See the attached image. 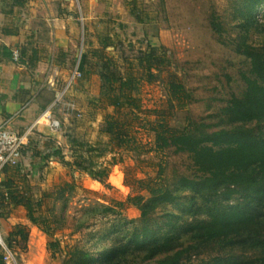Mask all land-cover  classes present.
Instances as JSON below:
<instances>
[{
	"label": "rangeland",
	"instance_id": "1",
	"mask_svg": "<svg viewBox=\"0 0 264 264\" xmlns=\"http://www.w3.org/2000/svg\"><path fill=\"white\" fill-rule=\"evenodd\" d=\"M73 2L79 19V35L74 52L64 60L65 77L56 81L57 87L61 88L59 93L63 92V95L55 98V104L48 105L53 117L60 121L58 132L62 137L51 140L32 135L34 140H28L27 149L22 151L23 166L9 172L19 185L24 177L36 195L54 194L60 189L64 192L61 198H43L40 210L51 219L50 236L29 222L24 207H0L2 238L7 241L9 232L18 224L28 231L27 241H11L9 264H155L166 254L173 253L174 250L155 254L151 248H124L125 238L143 227L157 230L152 248L169 238L178 244L176 248L189 247L188 256L195 264L227 261L264 264V249L252 247L246 241L237 244L206 242L184 231L190 224L205 221L211 205L198 198L191 203L190 193L177 188L181 176L192 178L197 175L188 154L175 153L172 148L144 154L128 152L115 147L102 131L108 115L121 121L129 119L133 134L149 149L154 143L150 124L158 115L179 130L201 123L209 126L204 130L240 126L218 127L216 123L231 96L242 94L243 76L249 74V59L236 51V44L245 42L264 48V2L250 16L245 0H118L115 5L108 3L100 9L88 8L92 18L84 22V26L77 0ZM212 20L220 23L221 33L212 29ZM105 39L109 45L103 48L104 54L123 75L130 72L134 77L135 92L140 100V110L135 111L136 120H132L131 115L124 117L122 112L115 113L105 101L97 99L100 79L94 72L100 69L104 60L94 57L91 51L100 47V40ZM151 48H155L157 57H163L165 61L152 60L153 64L147 70L144 57ZM85 55L92 73L87 77L80 75L69 85L72 71ZM54 77H59L58 72ZM170 80L182 84L188 97L182 95L183 99L178 102L171 96ZM74 83L76 87L72 94ZM73 99L78 101L77 108ZM242 126L264 135V121H252ZM67 138L81 143L75 146L77 154L105 166L107 177L102 181L94 180L74 167ZM88 145L93 150L88 149ZM57 146L63 149L66 162L46 161L43 158L46 150ZM136 178L157 179L178 194L176 204L148 206V212L142 216L139 209L125 202L129 195L137 193L144 196L145 203L148 202L150 195L136 188L133 182ZM66 183L72 188L66 187ZM118 202L124 204L118 206ZM221 203L243 205L245 199L235 195ZM104 207L114 210L108 212ZM250 211L264 222V198L251 203ZM166 213L176 216L169 219ZM49 242L58 243L54 254L49 249ZM73 250L76 251L74 254L71 253Z\"/></svg>",
	"mask_w": 264,
	"mask_h": 264
},
{
	"label": "trees",
	"instance_id": "2",
	"mask_svg": "<svg viewBox=\"0 0 264 264\" xmlns=\"http://www.w3.org/2000/svg\"><path fill=\"white\" fill-rule=\"evenodd\" d=\"M14 1L17 4L22 3V0ZM262 2L264 0H245L247 14L252 16ZM210 25L215 32L221 33L220 23L212 20ZM99 45L100 47L91 51L94 57L104 60L100 69L94 72L100 79L97 99L105 101L108 106L114 109L115 113L122 112L124 117L131 115L132 120H136L135 111L140 110V100L135 92L137 86L134 77L130 72L123 75L113 61L104 54L103 48L109 45L108 39L100 40ZM155 51V48H151L145 54L147 70L153 61H165L163 57H157ZM236 51L249 59V74L243 76L245 87L242 94L240 96L232 95L221 109L216 126L231 124H240V126L231 129L221 127L215 130H204L209 126L201 123V125L179 130L169 126L160 118L161 115H158L157 119L150 124V130L154 134V143L149 149H146L133 134L129 119L121 121L108 115L105 120L106 127L102 131L109 136L111 142L115 143V147L128 152L144 154L172 148L175 153L188 154L197 175L192 178L181 176L177 181V188L190 193L191 203L198 198L205 204L211 205L208 206L209 211L205 221L190 224L184 231L191 233L194 238L201 241H225L228 244L246 241L252 247L264 249V222H260L250 211L251 203L264 198V135L256 134L252 128L242 126L252 121H264V48H256L245 42H240L236 44ZM21 56L23 53L22 55L19 53L18 60L21 59ZM88 63V56L85 55L78 64L82 67L80 73L84 77L92 73L90 66H87ZM149 74L152 75V73ZM168 90L178 102L183 99V96L188 97V94L184 93L183 85L174 80L168 82ZM123 110L125 111L123 112ZM67 142L68 148L73 153L71 164L74 167L88 173L94 180L102 181L107 177L108 169L105 166L76 153L75 146L81 143L74 138H67ZM25 147L26 145L23 146L22 151L25 150ZM88 149L93 150L90 145H88ZM62 150L58 146L49 148L43 158L66 162ZM66 164H69L68 161ZM22 166L20 159L16 166H5L1 169L4 178L0 180V207H24L29 222L38 227L45 235L50 236L51 219L44 216L40 210L43 198H61L64 189H60L54 194L44 192L36 195L35 190L26 183L24 177L19 185L9 174L11 170L20 169ZM133 182L139 191H146L150 195L147 203L140 193L129 195L126 198L125 202L139 209L142 216L148 212V206L171 205L176 204L178 200V194L157 179L136 178ZM66 187L72 188V185L66 183ZM235 195L242 196L245 203L243 205H222L221 202L228 201ZM117 204L122 206L124 203L118 202ZM104 210L112 212L114 209L104 207ZM165 216L170 219L176 215L166 213ZM168 224L174 225V223ZM156 235L157 230L148 227L134 230L130 236L125 238L124 248L133 247L137 250L151 248V252L155 254L174 250L173 253L160 258L155 264H195L188 256L190 248H176L178 244L172 243L169 238L160 243L158 247L152 248L151 244ZM2 239L6 248L10 250L12 240L27 241L28 231L24 226L18 224L9 232L7 241ZM238 239L240 240L237 241ZM48 245L54 254L58 243L49 242ZM75 252L73 250L71 253ZM4 256L5 252L0 246V264H5ZM214 264L234 263L227 261ZM248 264L261 263L251 261Z\"/></svg>",
	"mask_w": 264,
	"mask_h": 264
},
{
	"label": "crops",
	"instance_id": "3",
	"mask_svg": "<svg viewBox=\"0 0 264 264\" xmlns=\"http://www.w3.org/2000/svg\"><path fill=\"white\" fill-rule=\"evenodd\" d=\"M117 1L77 0L83 26L92 18L88 8L94 6L100 9L102 5H115ZM78 35L79 19L73 0H22L21 4L14 0H2L0 125L7 122V126L17 133L31 128L27 143L34 140L32 135L37 134L39 138L51 140L62 137L60 132L49 127L47 120L41 121V115L48 105L52 106L57 100L55 98L61 88L57 87L56 81L65 77L64 60L74 52ZM14 50L21 55L23 53L20 60L12 58ZM81 68L78 66L79 70ZM52 71L58 72L59 77H54ZM74 84L72 94L76 87ZM72 101L78 102L75 99ZM3 178L4 174L0 172V180Z\"/></svg>",
	"mask_w": 264,
	"mask_h": 264
},
{
	"label": "built area",
	"instance_id": "4",
	"mask_svg": "<svg viewBox=\"0 0 264 264\" xmlns=\"http://www.w3.org/2000/svg\"><path fill=\"white\" fill-rule=\"evenodd\" d=\"M2 11V0H0V14ZM12 58L14 60H18L19 51H12ZM81 75L78 66L74 68L72 71L70 78L68 80L69 85ZM1 80V78H0ZM63 95V92L58 94V97ZM57 97V98H58ZM42 118H45L48 121L49 127L58 132L61 129V124L58 119L53 117L50 107L45 109V111L41 115ZM31 128L27 129L23 133H17L11 130L7 126V122L0 125V172L1 169L5 166H16L21 157H22V148L27 144V139L30 134ZM0 246L3 248L5 252L4 260L5 264H9L12 260V255L10 250H8L3 242V239L0 235Z\"/></svg>",
	"mask_w": 264,
	"mask_h": 264
}]
</instances>
